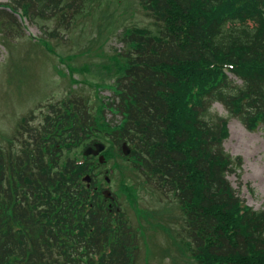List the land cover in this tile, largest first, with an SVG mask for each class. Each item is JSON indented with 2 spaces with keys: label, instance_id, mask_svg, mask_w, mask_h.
Listing matches in <instances>:
<instances>
[{
  "label": "trees",
  "instance_id": "trees-1",
  "mask_svg": "<svg viewBox=\"0 0 264 264\" xmlns=\"http://www.w3.org/2000/svg\"><path fill=\"white\" fill-rule=\"evenodd\" d=\"M91 1L5 4L55 19L44 34L56 37ZM136 3L152 22L122 28L126 49L114 59L125 61L112 101L92 116L81 98L51 104L36 125L31 115L21 118L7 149L0 144V264H136L137 234L81 179L94 158L78 163L74 150L92 130L109 142V170L131 202L146 184L176 200L184 218L176 237L199 264H264V209L242 206L232 189L227 175L241 159L224 150L227 118L211 110L218 101L248 129L264 131V0ZM106 108L119 115L116 123L105 119ZM115 154L143 180L127 183Z\"/></svg>",
  "mask_w": 264,
  "mask_h": 264
},
{
  "label": "rangeland",
  "instance_id": "rangeland-1",
  "mask_svg": "<svg viewBox=\"0 0 264 264\" xmlns=\"http://www.w3.org/2000/svg\"><path fill=\"white\" fill-rule=\"evenodd\" d=\"M5 2L8 0H0V3ZM82 12L67 28L59 26L56 37L44 34V30L49 32L55 27L56 20L51 17L24 20L12 15L18 26L8 22V16L0 18V24L3 22L0 28V144L3 149L15 138L22 117L31 115L28 123L36 125L51 104L81 98L92 116L102 105L112 101L116 68L125 61L114 59L119 57L116 53L126 49L119 38L122 28L152 22L136 0H92ZM71 68L74 69L72 75L69 74ZM229 75L236 83L240 82ZM211 110L227 118L228 136L222 145L242 163L240 177L229 174L227 179L248 205L264 209V131L248 129L218 101L212 104ZM103 115L111 123L119 120L118 114L109 109H104ZM82 147L74 151L76 156H80ZM113 160L120 165L127 183L143 180L118 155L115 154ZM111 162L106 164L107 170ZM103 175L99 174L97 179ZM119 178L117 172L109 178V190L116 194L118 205L132 228L142 226L137 232L140 248L136 264H199L191 249L176 237L175 232L183 226L184 219L176 200L165 199L156 188L146 184L134 192L135 209L127 204L126 192L122 189L125 195L119 193ZM245 184L254 190L253 194ZM135 211L139 214L135 215ZM140 213L147 215L144 218Z\"/></svg>",
  "mask_w": 264,
  "mask_h": 264
},
{
  "label": "water",
  "instance_id": "water-1",
  "mask_svg": "<svg viewBox=\"0 0 264 264\" xmlns=\"http://www.w3.org/2000/svg\"><path fill=\"white\" fill-rule=\"evenodd\" d=\"M94 147H95V148L88 147V148L85 150L84 154H90V153H92V154H97V153H99L100 151L103 150L104 145L101 144V143H96V144H94ZM122 151H123L124 154H128V152H129V148L126 146V144H123V145H122ZM102 159H103V156H102V155L99 156V160L102 161Z\"/></svg>",
  "mask_w": 264,
  "mask_h": 264
}]
</instances>
